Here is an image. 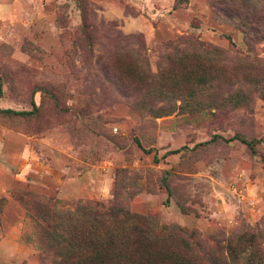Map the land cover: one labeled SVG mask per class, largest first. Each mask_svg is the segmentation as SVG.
Here are the masks:
<instances>
[{"label": "rangeland", "instance_id": "rangeland-1", "mask_svg": "<svg viewBox=\"0 0 264 264\" xmlns=\"http://www.w3.org/2000/svg\"><path fill=\"white\" fill-rule=\"evenodd\" d=\"M254 7L264 0H0V109L31 111H0V264H88L91 245L73 243L91 218L59 219L78 202L151 217L146 240L119 259L106 245L100 264L160 249L264 264V38L240 26Z\"/></svg>", "mask_w": 264, "mask_h": 264}, {"label": "trees", "instance_id": "trees-1", "mask_svg": "<svg viewBox=\"0 0 264 264\" xmlns=\"http://www.w3.org/2000/svg\"><path fill=\"white\" fill-rule=\"evenodd\" d=\"M254 10L251 14L246 15L240 24L241 28H243V33L246 37L253 40H262L264 38V9L253 8ZM227 12L229 10L227 9ZM198 49L201 53L209 54V55H218L226 52L215 46H204V44L198 43ZM200 53V54H201ZM1 91V86H0ZM1 112L15 115H28L31 111L26 110H13L10 108L0 109ZM233 139H238L242 143L247 146L251 145V141L245 138L239 137L238 135H234L231 138L226 139L227 141H231ZM177 152V150H174ZM88 218H91L92 221V235L89 240L83 242L81 240L80 235L75 237V241L73 243V247L80 250L82 245L90 244L93 248L91 251H86L84 255H82V259L89 258L90 261L88 264H100L101 261H108L109 254L102 255V249L106 245H110L113 250L111 252L116 253V257L119 259L120 252L126 249V247L130 246L133 240L135 245H139L141 240H146L148 238V230L149 229V216H140L134 213L129 212L127 209H113L111 207H105L104 210L99 211L98 204L94 202H78L73 208H64L61 210V214L59 215L60 222L62 224H71L73 221L74 225L81 226L82 224H87ZM101 220V221H100ZM109 223H103L110 221ZM103 221V222H102ZM122 222L121 226L118 225L117 222ZM119 226V227H118ZM49 229V226H48ZM167 232L180 230V228H176L173 225H168L165 227ZM133 233H135V237L133 238ZM58 237L57 234L54 233ZM62 241H66L64 236H60ZM165 240V239H158ZM86 250V249H85ZM129 258V257H128ZM184 258L176 252H165L163 249L157 250L154 253H151V260L148 264H161L162 262L169 261V264H186L184 262ZM119 264H146L142 261L138 260L137 257L132 255L130 259H126Z\"/></svg>", "mask_w": 264, "mask_h": 264}, {"label": "crops", "instance_id": "crops-1", "mask_svg": "<svg viewBox=\"0 0 264 264\" xmlns=\"http://www.w3.org/2000/svg\"><path fill=\"white\" fill-rule=\"evenodd\" d=\"M25 144V143H24ZM27 146V144H25ZM22 159V162H21V165L22 166H29L30 163H33V161L31 160L30 157H28L27 155L24 154V156L21 157Z\"/></svg>", "mask_w": 264, "mask_h": 264}]
</instances>
